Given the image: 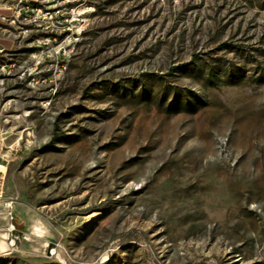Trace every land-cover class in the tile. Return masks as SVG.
<instances>
[{
    "label": "rangeland",
    "instance_id": "rangeland-1",
    "mask_svg": "<svg viewBox=\"0 0 264 264\" xmlns=\"http://www.w3.org/2000/svg\"><path fill=\"white\" fill-rule=\"evenodd\" d=\"M46 21L0 18V264H264V0Z\"/></svg>",
    "mask_w": 264,
    "mask_h": 264
},
{
    "label": "built area",
    "instance_id": "built-area-1",
    "mask_svg": "<svg viewBox=\"0 0 264 264\" xmlns=\"http://www.w3.org/2000/svg\"><path fill=\"white\" fill-rule=\"evenodd\" d=\"M89 0H14V3L7 7L11 15H2L0 18L3 22L16 24L23 18L25 24L32 26H41L46 20L63 24L65 26V35L74 39L75 33L71 32L69 24L76 20L79 8ZM65 12H68L66 15ZM70 16H72L70 18ZM51 22V21H50ZM50 28H44L42 32L49 34ZM71 32V33H70ZM51 41V38H47Z\"/></svg>",
    "mask_w": 264,
    "mask_h": 264
},
{
    "label": "crops",
    "instance_id": "crops-1",
    "mask_svg": "<svg viewBox=\"0 0 264 264\" xmlns=\"http://www.w3.org/2000/svg\"><path fill=\"white\" fill-rule=\"evenodd\" d=\"M4 8V5H1L0 6V9ZM1 39V38H0ZM12 44L14 43L13 41H11ZM5 50V46L3 43L0 42V52L4 51Z\"/></svg>",
    "mask_w": 264,
    "mask_h": 264
},
{
    "label": "bare ground",
    "instance_id": "bare-ground-1",
    "mask_svg": "<svg viewBox=\"0 0 264 264\" xmlns=\"http://www.w3.org/2000/svg\"><path fill=\"white\" fill-rule=\"evenodd\" d=\"M64 34H65V32H64ZM5 249V247L4 246H1V250H4Z\"/></svg>",
    "mask_w": 264,
    "mask_h": 264
}]
</instances>
